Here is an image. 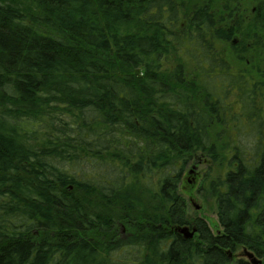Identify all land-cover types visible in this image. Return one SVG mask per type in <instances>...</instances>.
Segmentation results:
<instances>
[{"label": "trees", "instance_id": "16d2710c", "mask_svg": "<svg viewBox=\"0 0 264 264\" xmlns=\"http://www.w3.org/2000/svg\"><path fill=\"white\" fill-rule=\"evenodd\" d=\"M217 1L0 0V264H264V68Z\"/></svg>", "mask_w": 264, "mask_h": 264}, {"label": "rangeland", "instance_id": "374dc122", "mask_svg": "<svg viewBox=\"0 0 264 264\" xmlns=\"http://www.w3.org/2000/svg\"><path fill=\"white\" fill-rule=\"evenodd\" d=\"M226 4L228 6H226ZM214 10H217L222 16L226 17L225 20L228 23L238 22L243 27V32H250L253 38L249 41L254 43L255 48L242 55L248 62L252 59L256 63L262 61L261 69L264 68V0H218L214 2ZM231 14L233 16H231ZM235 41L240 40L242 37L240 34L236 35ZM260 42V44H258ZM260 61V62H261ZM264 79V78H263ZM69 166V165H68ZM79 166H87L85 163H80ZM76 169V165H74ZM211 160L205 156L198 154L195 159L187 166L185 173L183 174L179 192L185 198L188 205V216L191 221L198 218L204 219L210 226L214 233H218L222 227L219 223L218 216L216 213V204L209 193L206 191L207 185H202L203 180H209L211 177H215L217 173L214 171ZM218 169V168H216ZM81 174V173H80ZM79 174V175H80ZM199 205V209L196 208ZM190 229L191 226L189 225ZM121 236L126 234L125 225L119 226ZM196 233V232H195ZM120 235V234H119ZM195 235V234H194ZM197 234L195 239H197ZM192 237V238H193ZM139 254L134 252H123L122 250L116 251L112 258L115 261H131L136 258ZM233 264L238 259H247L239 248L231 256ZM118 262V263H119ZM263 264V263H262Z\"/></svg>", "mask_w": 264, "mask_h": 264}, {"label": "water", "instance_id": "95a60500", "mask_svg": "<svg viewBox=\"0 0 264 264\" xmlns=\"http://www.w3.org/2000/svg\"><path fill=\"white\" fill-rule=\"evenodd\" d=\"M196 208L199 209V205H196ZM175 229L179 233L184 234L185 238H192L195 232L197 231V227H193L192 229H190V227L187 225L179 226L176 227ZM247 255L250 257L253 264H262V259L255 258L254 254H252L251 252L247 253Z\"/></svg>", "mask_w": 264, "mask_h": 264}, {"label": "bare ground", "instance_id": "6f19581e", "mask_svg": "<svg viewBox=\"0 0 264 264\" xmlns=\"http://www.w3.org/2000/svg\"><path fill=\"white\" fill-rule=\"evenodd\" d=\"M241 251L244 255H246L248 261H251L250 257L247 255V253H249V250L246 247H244Z\"/></svg>", "mask_w": 264, "mask_h": 264}, {"label": "flooded vegetation", "instance_id": "af4514ba", "mask_svg": "<svg viewBox=\"0 0 264 264\" xmlns=\"http://www.w3.org/2000/svg\"><path fill=\"white\" fill-rule=\"evenodd\" d=\"M190 226H191V228H192V227H197V225H196L195 223L190 224ZM221 227H222V226H221ZM197 228H198V227H197ZM222 232H223V228H222L218 233H222ZM198 233H199V232L197 231V232L195 233V235H196V234L198 235ZM195 235H194V237H195ZM194 237H193V238H194Z\"/></svg>", "mask_w": 264, "mask_h": 264}]
</instances>
